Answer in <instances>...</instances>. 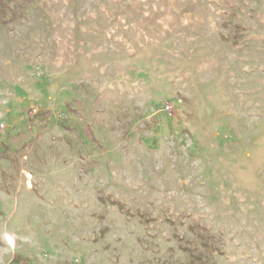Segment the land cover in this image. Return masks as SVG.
I'll return each mask as SVG.
<instances>
[{"label": "rangeland", "instance_id": "obj_1", "mask_svg": "<svg viewBox=\"0 0 264 264\" xmlns=\"http://www.w3.org/2000/svg\"><path fill=\"white\" fill-rule=\"evenodd\" d=\"M197 252L264 264V0L10 8L0 264H196Z\"/></svg>", "mask_w": 264, "mask_h": 264}, {"label": "trees", "instance_id": "obj_2", "mask_svg": "<svg viewBox=\"0 0 264 264\" xmlns=\"http://www.w3.org/2000/svg\"><path fill=\"white\" fill-rule=\"evenodd\" d=\"M31 0H0V23L4 22V18L7 15L8 10L13 7H16V9L22 8L26 3H29ZM88 131H90V128H87ZM92 141H96L94 135L92 132L88 135ZM116 203V202H115ZM201 238H203L201 236ZM205 244V242H204ZM193 251H196L193 249ZM192 261L198 263L200 259V256L202 257V253L197 252L194 255H192Z\"/></svg>", "mask_w": 264, "mask_h": 264}, {"label": "built area", "instance_id": "obj_3", "mask_svg": "<svg viewBox=\"0 0 264 264\" xmlns=\"http://www.w3.org/2000/svg\"><path fill=\"white\" fill-rule=\"evenodd\" d=\"M165 108L169 110L170 109V106L169 105H166Z\"/></svg>", "mask_w": 264, "mask_h": 264}]
</instances>
